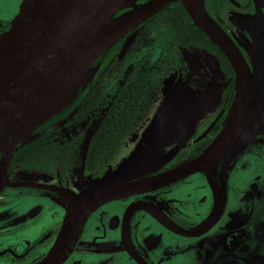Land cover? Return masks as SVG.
Here are the masks:
<instances>
[{"label": "flooded vegetation", "instance_id": "obj_1", "mask_svg": "<svg viewBox=\"0 0 264 264\" xmlns=\"http://www.w3.org/2000/svg\"><path fill=\"white\" fill-rule=\"evenodd\" d=\"M146 1L138 0L137 5ZM205 9L241 47L250 63L241 44L252 45L255 30L264 31V0H205ZM10 24L0 23V35ZM198 77L191 80L195 89L199 83L211 81L203 73ZM224 80H218V85H224ZM226 93L221 105L199 121L186 147L151 177L173 170L182 159L196 157L218 136L224 110L231 101V95ZM146 123L137 130L140 135ZM42 138L70 143L55 153L57 160L52 169L44 168L50 163L43 159L46 152L42 151L38 160L31 157L36 153L34 148L42 144L36 142L15 150L6 168L7 182L1 183L0 190V264H40L55 245L63 222H59L58 216L53 221H42L39 202H63L55 197L65 196L64 192L79 195L90 174L101 171L86 159L84 165L79 160L75 166L73 158L71 162L70 158H62L66 149L72 150L68 151L69 156L74 152L73 136L59 133ZM138 140L126 144L118 155H111L105 167L117 165L124 153L136 149ZM252 146L244 156L235 159L226 182L215 178L221 202H215L205 175L197 174L168 187L106 203L82 225L61 264H264V135L256 136ZM1 166L0 154V180ZM82 166L83 174L79 175ZM30 173L35 176H27ZM39 174L46 175L49 182L41 183ZM257 182L262 185L254 193L257 198H246L245 192L249 188V192L255 191ZM164 199L168 200L162 202ZM106 208L110 216L103 213ZM241 214L247 217L242 219Z\"/></svg>", "mask_w": 264, "mask_h": 264}, {"label": "water", "instance_id": "obj_2", "mask_svg": "<svg viewBox=\"0 0 264 264\" xmlns=\"http://www.w3.org/2000/svg\"><path fill=\"white\" fill-rule=\"evenodd\" d=\"M101 1L107 7L96 24H82L81 19ZM137 1L23 0L10 28L0 35V190L3 189L1 183L7 182L6 168L16 150L17 140L31 136L22 146L30 142L36 128L60 114L90 84L95 75L93 65L102 54L125 38L127 39L122 47L127 49L143 24L176 3L183 6L195 27L219 50L233 71L235 99L230 116L221 133L201 155L173 170L151 177L173 160L195 133L199 121L213 111L209 105H214V102L206 99L203 101L196 96L198 92L190 89L194 95L185 97L188 103L185 109L194 111L195 129L188 131L187 136L182 135L180 140L161 142L156 149L158 155L135 169L117 174L132 157L134 150L116 170L109 171L101 179L86 183V188L79 195L64 192L70 201L67 216L55 245L40 264H61L82 225L97 208L106 203L168 187L197 174L205 175L213 188L215 202H221L215 175L222 161L251 135L264 118L262 29L255 30L252 45L249 42L241 44L250 58L248 63L241 47L208 15L205 0H147L142 5H137ZM92 28L101 30L93 36ZM203 53L215 66L216 73L222 77L219 60L207 51ZM92 56L83 76L77 82L67 90L58 85L66 74ZM238 106L242 109L240 125L229 138L215 145ZM197 108L199 111L195 113ZM22 132L26 133L19 137ZM258 135H264V130ZM173 145L177 146L172 151L165 152ZM216 215L215 210V219Z\"/></svg>", "mask_w": 264, "mask_h": 264}, {"label": "trees", "instance_id": "obj_3", "mask_svg": "<svg viewBox=\"0 0 264 264\" xmlns=\"http://www.w3.org/2000/svg\"><path fill=\"white\" fill-rule=\"evenodd\" d=\"M137 32L127 49L124 50L122 47L127 39L125 38L102 54L93 65L95 75L90 84L60 114L34 130L33 139L24 146L36 142L42 145L34 148L36 153L31 156L32 159L38 160L39 156L42 157L41 152L44 151L47 155H44L43 159L50 162L45 164L44 168L52 169L54 161L57 160L55 153L70 142L59 143L58 140L55 141V138L44 140L42 137L57 136L65 130H70L76 147L71 156L68 151L72 150L66 149L62 158H70V162L73 158L77 166L81 160L78 153L86 129L90 123L99 118L106 100L113 92H116L102 117L98 130L90 138V147L85 158L86 162H92L97 170L101 169L97 174L91 173L88 178L90 180L101 179L109 171L116 170L134 150L129 154L124 153L117 165L105 167V162H110L111 155L116 156L121 153L126 144L137 141L140 135L137 130L142 128L149 119L151 120L152 114L156 113L155 103L159 99L161 87L168 75L177 72L186 78V82L191 81V73L195 67L190 69L182 55V51L190 50V48H194L195 51L205 50L213 56L216 55L219 60L226 83L221 86L220 93L218 91L220 96L215 97L217 99L215 107L221 105L224 93L226 95L228 91L231 95L230 104L224 110L226 113L220 127L221 133L235 99L233 71L219 50L195 27L183 6L180 3L171 5L148 20ZM150 120L143 127L144 130ZM203 151L197 153L196 157ZM194 158L182 159L179 165ZM86 183L89 181L87 180ZM86 183L82 187L83 190L86 188Z\"/></svg>", "mask_w": 264, "mask_h": 264}, {"label": "rangeland", "instance_id": "obj_4", "mask_svg": "<svg viewBox=\"0 0 264 264\" xmlns=\"http://www.w3.org/2000/svg\"><path fill=\"white\" fill-rule=\"evenodd\" d=\"M109 1V0H108ZM23 0H0V23L1 22H12L15 17L18 15L21 4ZM205 50H184L182 51L183 57L189 64L190 69H195L192 71L191 80L201 76L203 73L206 76L207 80H211L210 82L199 83L200 79L196 81L199 85L193 88L192 81L186 82V78L179 75L177 72H173L168 75L167 79L164 81L163 86L161 87V92L158 101H156V114H152L151 120L147 125L146 129L139 136V140L137 143V147L131 158L125 163L117 172V174L128 172L136 167L142 165L144 162H148L150 158H154V156L158 155L156 151L157 147L161 145V142H172L180 140L182 135H186L188 131H193L195 129V125L193 122L195 121L196 116L194 115V111L192 109H185V106H188V103L185 100V97H189V94H193L190 89L196 93L199 98L203 101L206 99L209 100L214 105H209L213 110L215 109L216 100L215 97L218 95V91L221 89V85H218V80L224 79V77H220L219 74L216 73V68L212 64L210 60L206 58V55L203 53ZM214 58L218 59L215 55ZM213 59V58H212ZM221 67V66H220ZM190 74V72L188 73ZM204 77V76H203ZM203 77L202 80L204 79ZM200 78V77H198ZM191 84V85H190ZM220 84V83H219ZM188 85V87H187ZM199 87V88H198ZM116 92H113L108 99L106 100L104 106L101 108L99 118H97L94 122L90 123L88 128L86 129L84 141L80 147L79 156L83 165L85 163V158L90 147V138L91 136L98 130L102 117L106 113L108 109V105L110 104L112 97ZM194 95V94H193ZM204 96V97H203ZM199 111V108L195 110V113ZM211 112V111H210ZM264 119V118H263ZM261 119L253 129V132L249 137L244 139L227 157L222 161L215 178L219 180V182L224 183L229 179L230 172L233 170L232 164L235 159H239L245 155V152L253 147L252 143L256 139L258 133H261L264 130V120ZM198 125V124H197ZM196 130V129H195ZM28 131V130H27ZM26 131V132H27ZM190 131V132H191ZM26 132H22L19 137H22ZM71 133L70 130H65L63 133L64 136H69ZM188 135V134H187ZM186 135V136H187ZM176 136V137H175ZM31 136H24L23 139L17 140L15 143V149L22 146L24 143L29 141ZM255 146V145H254ZM253 150V149H252ZM251 150V151H252ZM236 157V158H234ZM233 158V159H232ZM232 159V160H231ZM231 161V163H230ZM83 167L79 168V175L83 174ZM232 168V169H231ZM39 181L41 183H47L49 180L46 175L39 174ZM27 176H35L33 174H28ZM195 177V176H193ZM264 180V178H262ZM88 181H92L88 179ZM84 183V181H81ZM199 185V183H198ZM196 185V186H198ZM255 191L249 192L252 189L249 188L244 196L249 199H256L257 196L254 195L255 192H259L262 189V185L259 182L254 183ZM249 192V194H247ZM201 193H198L197 197H199ZM41 196H45L41 194ZM55 198H60L63 202H39V218L42 221H53L55 217L58 216L59 222L64 223L67 213L65 214L67 208L70 206V201L67 197L56 195ZM168 199L162 200V202H166ZM252 205V209L254 210V202L250 203ZM103 213L106 216H110L108 208H106ZM246 215L241 214L240 218L245 219ZM62 223V224H63Z\"/></svg>", "mask_w": 264, "mask_h": 264}, {"label": "bare ground", "instance_id": "obj_5", "mask_svg": "<svg viewBox=\"0 0 264 264\" xmlns=\"http://www.w3.org/2000/svg\"><path fill=\"white\" fill-rule=\"evenodd\" d=\"M107 5L101 1L98 2L93 8L81 19V23L88 26L89 24L91 26H94L96 24L97 20L103 15L105 8ZM94 29V28H92ZM101 28H96L93 30L92 35H96L100 32ZM93 56L88 58L87 60L83 61L80 63L76 68H74L70 73L66 74L63 79L59 80L60 86H62L64 89H68V87H71L74 82H77L84 74L85 69L87 68L89 62L92 60ZM240 106V105H239ZM237 108L236 113L233 115L232 120L230 121L228 127L226 130L223 132L221 136L218 137L215 145L220 144L227 138H229L235 130L238 128L240 125V122L242 120L241 117V112L242 109L241 107Z\"/></svg>", "mask_w": 264, "mask_h": 264}]
</instances>
